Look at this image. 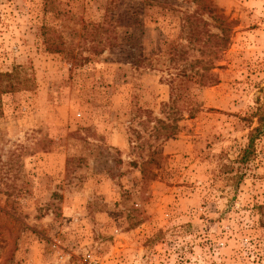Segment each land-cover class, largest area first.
<instances>
[{
	"label": "rangeland",
	"instance_id": "rangeland-1",
	"mask_svg": "<svg viewBox=\"0 0 264 264\" xmlns=\"http://www.w3.org/2000/svg\"><path fill=\"white\" fill-rule=\"evenodd\" d=\"M264 0H0V264H264Z\"/></svg>",
	"mask_w": 264,
	"mask_h": 264
},
{
	"label": "trees",
	"instance_id": "trees-1",
	"mask_svg": "<svg viewBox=\"0 0 264 264\" xmlns=\"http://www.w3.org/2000/svg\"><path fill=\"white\" fill-rule=\"evenodd\" d=\"M258 122L259 125L253 128L249 134V143L248 146L242 151L241 162H247L249 156H251V154L255 151V145L257 139H259L263 134L264 115L259 117Z\"/></svg>",
	"mask_w": 264,
	"mask_h": 264
}]
</instances>
